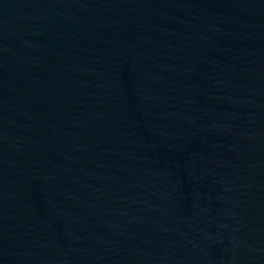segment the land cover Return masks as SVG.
<instances>
[{"label": "water", "instance_id": "1", "mask_svg": "<svg viewBox=\"0 0 264 264\" xmlns=\"http://www.w3.org/2000/svg\"><path fill=\"white\" fill-rule=\"evenodd\" d=\"M0 264H264V0H0Z\"/></svg>", "mask_w": 264, "mask_h": 264}]
</instances>
